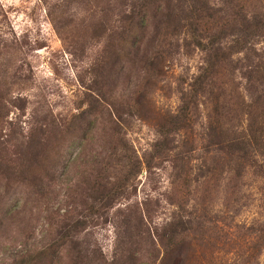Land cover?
Segmentation results:
<instances>
[{
  "label": "rangeland",
  "instance_id": "rangeland-1",
  "mask_svg": "<svg viewBox=\"0 0 264 264\" xmlns=\"http://www.w3.org/2000/svg\"><path fill=\"white\" fill-rule=\"evenodd\" d=\"M152 1L0 0V264H264V0Z\"/></svg>",
  "mask_w": 264,
  "mask_h": 264
},
{
  "label": "trees",
  "instance_id": "trees-1",
  "mask_svg": "<svg viewBox=\"0 0 264 264\" xmlns=\"http://www.w3.org/2000/svg\"><path fill=\"white\" fill-rule=\"evenodd\" d=\"M138 1H140V3H142L141 4V6H140V9H141V12H144V11H147V7L150 5V4H153V1L152 0H138ZM168 1H170V0H167V2ZM158 2H160V3H157V4H155V8H154V11L155 12H161L160 10H161V4L163 3V1L162 0H160V1H158ZM192 0H191V2H190V4L192 5ZM191 5H190V7H191ZM165 6H167V3H165ZM156 16V15H155ZM169 17V14L167 13V14H163V18L164 19H166L167 21H168V18ZM144 20H145V15H140L139 17H138V22H137V25H139V27H142L143 25V23H144ZM158 23H161V21H158Z\"/></svg>",
  "mask_w": 264,
  "mask_h": 264
}]
</instances>
